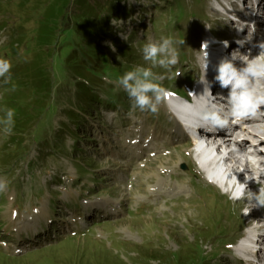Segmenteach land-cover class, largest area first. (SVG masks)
Segmentation results:
<instances>
[{
    "label": "rangeland",
    "instance_id": "obj_1",
    "mask_svg": "<svg viewBox=\"0 0 264 264\" xmlns=\"http://www.w3.org/2000/svg\"><path fill=\"white\" fill-rule=\"evenodd\" d=\"M22 2L0 0V20L10 25L0 30V58L17 69L40 50L36 44L39 14L26 16ZM121 8L128 16L111 13L113 31L103 42L114 57L97 87L104 103L126 93L117 83L125 72L151 67L141 51L148 41L184 40L183 45H175L179 63L172 78L160 81L179 93L182 85L195 80L190 69L195 75L202 70V44L232 34L229 24L214 14L210 0H127ZM26 18L28 22L22 24ZM18 40L22 45L13 49ZM185 61L188 64L181 65ZM177 69L181 75L176 78ZM152 70L168 75L160 67ZM63 80L61 74L52 78L51 102L58 106L39 116L26 137L18 142L14 132L5 135L0 125V181L6 183L0 190V264H243L233 248L245 236L250 210L244 202L219 196L221 190L199 175L190 142L166 130L157 137L148 132L146 140L137 143L143 132L132 124L115 127L112 119H125L131 113L143 117L145 112L128 102L125 108L107 111L99 106L91 117L84 115L77 107V91L68 84L72 92H63ZM3 88L0 101L18 90L1 94ZM27 102V97L16 100L20 106ZM165 106L161 102L159 110ZM6 109L0 104V119ZM70 112L80 119L72 120ZM141 123L148 131L153 127ZM77 130L80 139L75 142ZM132 134L135 138L130 140ZM195 179L199 183L191 184ZM260 186L252 192L258 194ZM189 197L195 200H184ZM253 209L264 225V207ZM17 232L21 235L14 236ZM32 242L39 249L24 254L35 248Z\"/></svg>",
    "mask_w": 264,
    "mask_h": 264
},
{
    "label": "clouds",
    "instance_id": "obj_2",
    "mask_svg": "<svg viewBox=\"0 0 264 264\" xmlns=\"http://www.w3.org/2000/svg\"><path fill=\"white\" fill-rule=\"evenodd\" d=\"M259 0H248L245 5L244 0H210V7L214 10V14L224 19L226 24L231 23L238 33L247 29V36L243 39L236 40L239 48H243L245 44L253 40L257 32L255 21H242L237 12H245L246 15L264 16V11L259 7ZM245 8L248 11H245ZM176 44H184V40L174 41L171 37H161L160 41H148L142 47L143 60L150 62L151 67L137 66L134 69L125 72L118 78L117 83L126 92L132 103L133 109H139L141 112L158 113L161 102H167L176 94L162 86L165 78L171 79L175 66L179 63V52L175 47ZM208 42L205 41L201 50L203 53L202 71L204 80L203 93L199 96L190 93V96L200 100L203 99V108L197 113V118L201 123V127L209 130H226L233 125L241 124L245 121L261 120L264 118V42H260L255 47L259 48V54L252 57L251 51L242 54L238 49L231 53V56H225L219 60L215 66L216 75L214 77L221 89H227L228 95L217 94L213 96L211 91V83L207 81L206 74L210 64L207 52ZM223 46L227 48L228 42L223 41ZM242 62L241 67H237L235 61ZM160 67L165 69L167 77L153 72V68ZM12 63L8 59L0 58V78L7 84L11 79ZM175 77L181 75L177 69L174 73ZM217 97L221 102H217ZM15 111L6 109L5 116L0 119V125L3 126L5 135H11L13 132L15 120ZM260 132L264 133V124L257 125ZM264 139V134L261 135ZM206 147L204 138H201L199 145H194V151ZM238 155L243 156L246 151L234 149ZM264 151V149H261ZM215 155V153H213ZM199 167V164H198ZM220 171L224 174L231 190L222 193L228 196V199L234 203L242 201L248 210L253 208L264 207V181H257L255 177H250L245 173V180L241 183L237 176L233 174L224 164L220 165ZM255 179L260 183L259 193H253L248 189V181ZM6 188V183L0 181V190ZM247 201V203H245Z\"/></svg>",
    "mask_w": 264,
    "mask_h": 264
},
{
    "label": "trees",
    "instance_id": "obj_3",
    "mask_svg": "<svg viewBox=\"0 0 264 264\" xmlns=\"http://www.w3.org/2000/svg\"><path fill=\"white\" fill-rule=\"evenodd\" d=\"M32 1L23 0L22 9H26V16L34 12L39 14L36 44L40 50L37 54L33 53L31 60H22L19 69L12 66L11 79L7 84L0 80V92L5 86L1 94L13 88L18 89L16 94L7 93L0 101L3 108H18L13 128L15 140L18 142L31 132L39 116L58 106L51 102L52 78L56 74L64 76L62 90L65 87L66 89L63 92H72L68 84L77 91V107L84 115L91 112L96 105L104 106L111 102L104 103L97 90L101 86V74L106 75L110 71L108 60L114 61L109 47L103 46V42H106V37L113 31L110 25L111 13L121 12L124 17L128 16L125 9H118L127 0ZM8 18L12 20L11 17ZM27 22L26 18L22 24ZM9 26V21L0 20L1 31ZM117 42L122 44L119 40L113 41ZM21 43L20 40L15 42L13 49H18ZM10 45L11 41L8 46ZM14 81L16 84H13ZM20 96L27 97V104L20 106L16 103ZM30 109L38 111V114L34 115ZM69 116L74 121L80 119L75 112H70Z\"/></svg>",
    "mask_w": 264,
    "mask_h": 264
},
{
    "label": "bare ground",
    "instance_id": "obj_4",
    "mask_svg": "<svg viewBox=\"0 0 264 264\" xmlns=\"http://www.w3.org/2000/svg\"><path fill=\"white\" fill-rule=\"evenodd\" d=\"M214 48H215V50H213L212 52H208V55L210 58L215 57V61L220 59V57L217 58V56L218 55H224L225 51H226V56H228V57L231 56V54L227 50H224V49L219 50V48L217 46H215ZM200 62H201V64H203V58L201 59ZM257 124L258 123L256 121H245L241 124L235 125L234 131H233V133H235V131H237L236 133L240 132V135L238 137H240L241 134H243L244 135L243 137H245V135L248 137L251 136L252 141H254L256 143L262 142L261 147H259L258 150L255 151V154H256L254 156L255 162L252 163L249 158H247L246 162H244L242 160H238L236 158V155H238L237 152L232 153L231 155H228L227 158L224 159L221 156L223 149L229 148L232 145V144H228L229 143L228 141H225L217 147L216 150L219 152L217 157L214 156V154H213V153H215V151H213L212 153L210 152L212 149L202 150V151H200V153L196 157V159L201 164H203L204 167L206 168V173L208 176L216 177V178L221 179L222 181H225L226 180L225 176L220 171V165L224 164V165H226L227 168L229 165L232 168L231 172L233 174H235L237 176V178L242 182H244V180H245V173H247L250 177H255V179L257 181H264V151H261L262 147H264V140L261 141L262 138H260V137L258 139L257 133L260 132V129L257 127ZM245 125H249V126L253 127L254 129L248 130L247 126H245ZM256 136H257V138H256ZM246 142L249 143L248 140ZM235 145L239 149H242L244 146H246V143L242 141V142H237ZM242 151H245V147L242 149ZM242 157L246 158L247 156L243 155ZM236 173H238V174H236ZM199 175L202 177V175L200 173H199ZM255 179L248 181V189H253L257 186H260L259 185L260 183H257ZM197 182L199 183V181L196 179L194 182L190 181V183L193 185H197ZM184 200L194 201L195 198L189 197L188 199H184ZM257 211L255 209L250 211V222L251 223L254 221L256 222V217L259 214ZM260 223H263V221L261 220ZM260 223H259V225H261ZM246 245H247L246 243H243L240 247H244ZM249 256H250V254H249Z\"/></svg>",
    "mask_w": 264,
    "mask_h": 264
}]
</instances>
